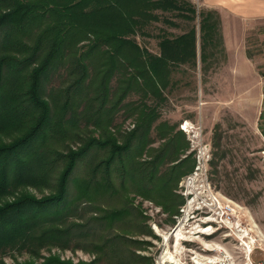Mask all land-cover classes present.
<instances>
[{
	"label": "trees",
	"instance_id": "16d2710c",
	"mask_svg": "<svg viewBox=\"0 0 264 264\" xmlns=\"http://www.w3.org/2000/svg\"><path fill=\"white\" fill-rule=\"evenodd\" d=\"M172 16L192 23L179 33L160 27L156 50L138 41L137 35L151 34L154 21L174 23ZM217 49H224L218 10L197 9L191 0H0V137H11L0 140V254L15 246L32 253L35 243L62 247L61 241L72 238L71 227H62L77 209L67 207L68 180L91 149L104 154L90 165L91 176L81 183L78 199L91 198L95 186H109L114 166L121 178L128 174L139 185L147 173L148 183L160 174L156 184L141 185L139 193H155L164 209L173 211L181 202L170 184L182 176L177 170L190 154L181 158L187 147L184 134L176 123L161 118V107L177 82L175 71L182 65L194 68L198 61L205 71ZM247 55H252L249 50ZM260 74L264 77V71ZM55 78L60 79L57 87L48 89ZM117 111L132 120L124 133L110 130ZM79 118L84 127L94 122L99 133L62 154L65 163L55 192L40 198L18 193L47 177L46 152L28 149L39 138L43 145L49 137L80 128ZM259 129L264 136L261 123ZM155 140L164 144L149 148ZM142 155L147 159L140 161ZM166 165L169 176L167 168L160 172ZM61 204L65 212L50 209ZM125 212L106 211L102 219ZM42 264L66 262L52 256Z\"/></svg>",
	"mask_w": 264,
	"mask_h": 264
},
{
	"label": "rangeland",
	"instance_id": "374dc122",
	"mask_svg": "<svg viewBox=\"0 0 264 264\" xmlns=\"http://www.w3.org/2000/svg\"><path fill=\"white\" fill-rule=\"evenodd\" d=\"M191 1L197 9L213 8L203 6L201 0ZM171 19L174 23L154 21L149 27L151 34L137 35L138 41L156 50V33L160 27L171 33H179L192 23L178 16H172ZM241 22L244 28L243 45L239 51L248 58L246 61H241L242 64H239V60L232 62L225 47L223 50L217 49L205 71L201 69L199 61L194 68L182 65L174 74L177 82L166 92L168 98L161 107V118L176 123L177 129L183 132L182 143L187 147L181 158L190 154L177 170L183 172L182 176L176 184L175 181L170 184L172 194L179 196L181 202L173 206V211L164 209V203H160L162 200L154 196L155 193L152 194L154 197L139 193L141 185L145 184L149 188V185L156 184L160 174L157 173L148 183L147 173L144 181L139 180V185L128 174L121 178L114 166L111 168L109 186H95L91 189V198L78 199L80 189L84 188L81 183L91 176L90 165H94L104 154L91 149L85 158L77 162L68 180L67 207L74 209L77 205V209L71 213L73 216L63 222L62 227H71L69 232L72 238L61 241L62 247L50 243L31 244L32 253L25 248L8 247L0 254V262L14 264L29 261L42 264L53 256L66 264H172L166 258L172 254L179 264H196L197 261L203 264L205 256L210 253L206 250L209 247L219 246L235 254L233 234L225 227H212L204 233L198 232L204 226L202 221L206 220L204 216L208 211L194 210V204H186L191 196L194 200L197 199L196 195L205 196L207 184L214 192L244 206L248 211L246 219H252L264 232V160L261 157L264 136L259 129L260 123L264 127V77L260 74L264 71V17L242 19ZM195 23L198 29L197 18ZM228 26H233V22ZM247 50L251 52V57L247 55ZM55 80L48 85V89L57 87L60 79ZM76 106L78 111L81 110L82 105ZM185 121L189 128V123H193V129H189L188 133L180 127ZM113 122L114 126L118 124L117 127H110L113 133L116 130L124 133L132 128L131 118L124 119L121 111L115 112ZM79 123L81 129L73 127L65 135L48 136L49 139L43 145H40V138L33 143L28 152L47 154L46 181L37 186L20 187L18 193L26 191L40 198L55 192L57 178L65 163L62 154L68 147H78L81 139L87 135L98 136L99 130L93 126L94 122L84 127L85 120L80 121L79 118ZM194 127L200 128V135H194L198 131ZM10 138L1 136L0 140L7 142ZM163 144V141L155 140L149 148H160ZM204 146H207L210 155L206 175L195 170L197 149ZM144 159H147L146 155H142L139 160ZM191 164L193 168L188 171ZM164 170L169 176L167 165L160 172ZM187 177L192 178L193 195L184 196L189 188L185 183ZM57 208L66 211L62 204L50 207L51 210ZM123 209L126 212L120 218L112 219L114 217L110 216L102 219L106 211L113 214ZM180 223L184 240H180L176 246L174 230ZM259 257L263 256L253 255L254 259Z\"/></svg>",
	"mask_w": 264,
	"mask_h": 264
},
{
	"label": "built area",
	"instance_id": "2783aa9c",
	"mask_svg": "<svg viewBox=\"0 0 264 264\" xmlns=\"http://www.w3.org/2000/svg\"><path fill=\"white\" fill-rule=\"evenodd\" d=\"M189 124H191V128L185 126V123H181L180 127L185 133L190 132L189 129H193V123ZM195 130L198 131L194 135H200L198 133H201L200 128L196 127ZM197 150L195 170H199L206 175L207 164L210 160L209 149L204 146ZM261 155L264 160V149L261 150ZM185 183L188 184L189 188L188 193L185 192L183 195L187 196L193 192L192 178L187 177ZM204 191L206 192L205 196L196 195V200L191 196L186 200V204H194V210L204 209L208 211L204 218L211 220L209 222L202 221L205 228H227L234 236L236 251L233 254L219 246L209 247L206 250L210 253L205 256L203 264H264V232L258 228L252 219H246L248 213L246 208L214 192L209 184L206 185ZM256 254L263 257L254 259L253 255Z\"/></svg>",
	"mask_w": 264,
	"mask_h": 264
},
{
	"label": "crops",
	"instance_id": "0c3cea01",
	"mask_svg": "<svg viewBox=\"0 0 264 264\" xmlns=\"http://www.w3.org/2000/svg\"><path fill=\"white\" fill-rule=\"evenodd\" d=\"M201 2L203 6L216 8L221 15L223 42L230 61L239 60V64L243 60L246 61L248 58L239 51V47L243 45L244 30L241 27L243 23L241 20L264 17V0H201ZM230 21L233 22V26L229 27Z\"/></svg>",
	"mask_w": 264,
	"mask_h": 264
},
{
	"label": "bare ground",
	"instance_id": "6f19581e",
	"mask_svg": "<svg viewBox=\"0 0 264 264\" xmlns=\"http://www.w3.org/2000/svg\"><path fill=\"white\" fill-rule=\"evenodd\" d=\"M186 122H185V126H187ZM210 220L211 219H207L206 222H209ZM180 225H181V223L174 230L175 231L174 238H175V244H176V246L180 243V240H184V235H182L183 232H182V229H181V226ZM209 229H210V227L205 228L204 226H202V227H200L198 229L199 230L198 232L204 233V232H206ZM166 254H168V252ZM166 258L172 264H179L178 260L172 254H169ZM195 263L196 264H200L199 261H197Z\"/></svg>",
	"mask_w": 264,
	"mask_h": 264
}]
</instances>
